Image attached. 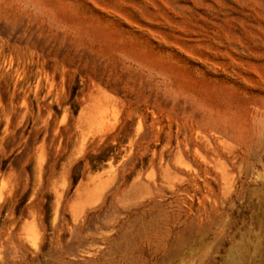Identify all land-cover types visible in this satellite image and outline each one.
Listing matches in <instances>:
<instances>
[{
  "label": "rangeland",
  "instance_id": "1",
  "mask_svg": "<svg viewBox=\"0 0 264 264\" xmlns=\"http://www.w3.org/2000/svg\"><path fill=\"white\" fill-rule=\"evenodd\" d=\"M0 264H264V0H0Z\"/></svg>",
  "mask_w": 264,
  "mask_h": 264
}]
</instances>
